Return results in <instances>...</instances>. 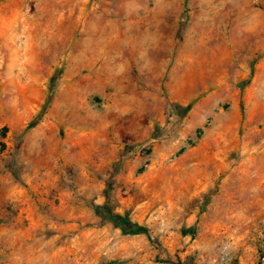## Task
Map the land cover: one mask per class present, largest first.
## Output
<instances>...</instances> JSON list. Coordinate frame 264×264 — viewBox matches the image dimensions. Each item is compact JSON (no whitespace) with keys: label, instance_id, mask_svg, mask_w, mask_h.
<instances>
[{"label":"rangeland","instance_id":"374dc122","mask_svg":"<svg viewBox=\"0 0 264 264\" xmlns=\"http://www.w3.org/2000/svg\"><path fill=\"white\" fill-rule=\"evenodd\" d=\"M178 261L264 264V0H0V264Z\"/></svg>","mask_w":264,"mask_h":264},{"label":"trees","instance_id":"16d2710c","mask_svg":"<svg viewBox=\"0 0 264 264\" xmlns=\"http://www.w3.org/2000/svg\"><path fill=\"white\" fill-rule=\"evenodd\" d=\"M110 219L115 222L116 224L123 227V229L130 233H141L144 232V229L138 225H135L131 223L128 219L120 217V216H114L110 215ZM176 264H185L181 261H178Z\"/></svg>","mask_w":264,"mask_h":264}]
</instances>
